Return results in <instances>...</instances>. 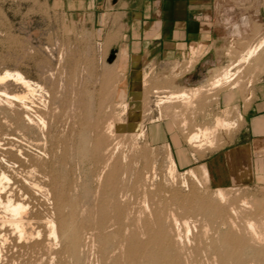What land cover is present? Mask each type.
<instances>
[{"label": "rangeland", "instance_id": "rangeland-1", "mask_svg": "<svg viewBox=\"0 0 264 264\" xmlns=\"http://www.w3.org/2000/svg\"><path fill=\"white\" fill-rule=\"evenodd\" d=\"M126 2L0 0V75L18 72L41 88L27 94L15 81L0 82L1 195L26 206L22 235L11 232L12 216L0 207V264H128L126 251L158 222L180 264H264V247L248 229L263 232L264 179L227 185L202 173L245 127L238 107H217L218 96L233 84L246 107L264 71V48L231 83H208L261 37L226 40L218 68L191 79L195 58L157 67L127 51L113 6ZM180 92L188 97L166 101ZM2 94L24 95L30 110ZM215 118L229 128L213 131Z\"/></svg>", "mask_w": 264, "mask_h": 264}, {"label": "crops", "instance_id": "crops-1", "mask_svg": "<svg viewBox=\"0 0 264 264\" xmlns=\"http://www.w3.org/2000/svg\"><path fill=\"white\" fill-rule=\"evenodd\" d=\"M126 4V8L113 6L121 14L127 51L143 61L150 58L157 67L195 58L188 73L195 80L218 68L217 50L226 40L255 36L256 41L264 36V0H127ZM250 94L246 107L235 88L218 96L217 107H238L245 127L235 146L204 164L216 183L244 185L264 179V71Z\"/></svg>", "mask_w": 264, "mask_h": 264}, {"label": "bare ground", "instance_id": "bare-ground-1", "mask_svg": "<svg viewBox=\"0 0 264 264\" xmlns=\"http://www.w3.org/2000/svg\"><path fill=\"white\" fill-rule=\"evenodd\" d=\"M257 42V41H256ZM262 48H264V36H262L257 43H254V44H250L249 46H247L245 49L242 50L241 54L238 56V58L230 63L227 67H225L220 73L219 75L215 76V78H213L209 83H208V86L211 88V89H214V88H218L222 85H225V84H229L231 83L234 78L237 76V74L240 72L241 68L238 67L239 65H242V64H245L247 62H249L254 56H257V54L262 50ZM194 49V48H193ZM192 49V50H193ZM125 52L122 51V54L120 56V65L123 64V62L125 61ZM193 55V54H192ZM237 67V68H236ZM8 80H12V81H15L17 82V84L19 85H22L23 88H25L27 94L28 93H34L35 92V89L34 87L38 88V89H41L40 87L38 86H33L32 83H30L29 81L25 80L23 78V76L18 73V72H8V71H5L4 74L0 75V82H3V81H8ZM234 88L233 84L231 85V89ZM25 92V91H23ZM120 92V90H119ZM5 98H10V99H13V100H16V101H20L22 104H23V109L26 110V111H29L30 109H28L26 107V105L24 104V99H25V96H8V95H5V94H2ZM118 95V94H117ZM124 96V95H123ZM188 97V95L186 93H183V92H180L178 94H170L169 96L165 97L166 101L168 102V100H171V99H186ZM117 99V97H116ZM119 101V100H118ZM124 101V100H123ZM165 102V101H164ZM163 102L160 101V104H162ZM121 104V103H120ZM124 105H126V103H124ZM123 105V106H124ZM159 105V104H158ZM127 108V107H125ZM221 118V117H220ZM220 118H215L214 122H213V127H212V130H222L224 129L225 127H228L229 128V124L223 120V119H220ZM27 120L28 117H27ZM30 121V120H29ZM42 123V122H41ZM43 124V123H42ZM108 124V123H107ZM112 124V123H111ZM110 124V125H111ZM110 125L108 124L107 127L105 128L106 129V132H108V130L110 129ZM232 125V124H231ZM234 126V125H233ZM232 127V126H231ZM104 128V127H103ZM198 132V131H197ZM205 129L204 131H200L199 134L197 133H193V134H190V136L188 137V142H194L196 140H199L200 137H204L205 135H207L205 133ZM208 143V142H207ZM83 144V143H82ZM85 144V143H84ZM97 144V143H96ZM205 144V143H204ZM210 144V143H209ZM201 145V144H200ZM208 145V144H207ZM212 145V144H211ZM97 146V145H96ZM194 147V146H193ZM196 147V146H195ZM198 147V146H197ZM95 148V147H94ZM98 148V147H97ZM85 149V148H84ZM109 150V149H108ZM98 151V150H97ZM87 153V152H86ZM108 158V157H107ZM110 160V159H109ZM172 163V161H171ZM104 168V167H103ZM115 171V170H114ZM202 173L207 176L209 178V175L208 174V170L207 168L204 166L202 167ZM191 172V171H190ZM191 174V173H190ZM219 174V173H218ZM192 175V174H191ZM117 172L115 173H112V175H110L109 177V184L112 185L114 183V181H110V179L112 180H115L117 178ZM211 178V177H210ZM209 178V179H210ZM213 181L214 178H212ZM222 179V178H221ZM7 180L6 177L2 174H0V186L2 185V181H5ZM208 181V180H207ZM212 181V180H211ZM212 181V182H213ZM215 183V182H213ZM3 189V188H2ZM36 189V188H35ZM118 189V188H117ZM120 191V190H119ZM1 187H0V207L3 208L4 212L10 214L12 216V218L8 221V226L13 229H11V232L12 230H17V233H19L20 235L24 234L22 233L23 230L25 228H23V220H21V215L25 212L26 210V206L25 205H22L20 204V202H14L12 203L11 200L12 199H6L4 198L1 193ZM2 194V195H1ZM215 194V193H214ZM148 195V194H147ZM112 196V195H111ZM217 197V200L219 201H223L224 199V193H223V190L217 188V191H216V195ZM6 197V196H5ZM8 197V196H7ZM192 197V196H191ZM12 198V197H10ZM195 198V197H194ZM200 199V197H199ZM14 200V199H13ZM202 200V199H201ZM15 201V200H14ZM193 201V200H192ZM173 202V201H172ZM211 202V201H210ZM213 202V201H212ZM182 203V202H181ZM201 203V202H200ZM175 204V203H174ZM222 204V203H220ZM192 205V204H191ZM244 205V204H243ZM249 205V204H248ZM219 206V205H218ZM180 207V206H179ZM205 207V206H204ZM245 208V207H244ZM258 208V207H257ZM183 209V208H182ZM181 209V210H182ZM195 209V208H194ZM203 209V208H202ZM186 210V209H185ZM264 211V209H262ZM261 210V211H262ZM155 211V210H154ZM193 211V210H192ZM199 211V210H198ZM219 211V210H218ZM169 212V210H168ZM198 213V212H197ZM205 213V212H204ZM264 213V212H263ZM152 214V213H151ZM175 214V213H174ZM257 214V213H256ZM8 215V216H10ZM132 215V214H131ZM156 215V214H155ZM168 215V214H167ZM210 215V214H209ZM216 215V213H215ZM178 216V215H177ZM181 216V215H180ZM198 216V215H197ZM153 217V216H152ZM175 217V216H174ZM264 217V216H263ZM10 218V217H9ZM178 218V217H177ZM180 218V217H179ZM25 219V218H24ZM31 220V219H29ZM27 221V220H26ZM125 221V220H124ZM172 221L175 222V218H172ZM155 222V221H153ZM177 222V221H176ZM223 222V221H222ZM261 226H262V234L260 235L258 232H255L254 231V228H253V225L252 224H248V229L250 230L251 234L257 239L256 241L260 244H262V246L264 247V218L263 220L261 221ZM47 231H48V234H49V237L52 238L53 240L56 239V233H55V224L53 222V220H48L47 222ZM195 223V222H194ZM6 224V223H5ZM29 224V223H28ZM64 224V223H62ZM152 224V223H150ZM171 224V223H170ZM2 225V224H1ZM46 225V224H45ZM69 225V223H68ZM141 225V224H140ZM144 225H146L144 223ZM156 228L154 229H150L149 226L148 228H146L145 230V238L146 240L145 241H137L139 243H135L133 246H131L126 252H128L126 255H127V262L128 264H141L139 262H135L136 259H137V256L140 255L141 258L144 257L145 261H142V263L144 264H180L179 262H177L173 257L172 255L170 254V251H169V239L171 240V238H167V235L166 233L164 232V230L162 229V225L161 223H156ZM177 225V224H175ZM65 226V225H64ZM153 226V224H152ZM155 226V225H154ZM212 226V225H211ZM232 226V225H231ZM25 227V226H24ZM61 227V226H60ZM68 227V226H67ZM151 227V226H150ZM8 228V227H7ZM145 228V227H144ZM204 228V227H203ZM1 229V228H0ZM205 229V228H204ZM10 230V229H9ZM168 230V229H167ZM177 230V229H176ZM211 230V229H210ZM214 230V229H213ZM3 232V230H1ZM144 231V230H143ZM230 231V230H229ZM178 232V231H176ZM226 232V231H225ZM16 233V232H15ZM2 234V233H1ZM18 234V235H19ZM47 234V235H48ZM228 234V233H227ZM188 235V234H187ZM224 235V234H223ZM230 235V234H229ZM260 235V236H259ZM1 236V235H0ZM228 236V235H227ZM2 237V236H1ZM4 237V236H3ZM21 237V236H20ZM19 237V238H20ZM75 237V236H74ZM128 237V236H127ZM169 237V236H168ZM177 237V236H176ZM204 237V236H203ZM226 237V236H225ZM70 238V237H69ZM136 238V237H135ZM141 238V237H140ZM175 238V237H173ZM172 238V243H178L177 240L173 239ZM205 239V238H204ZM76 240V239H74ZM235 240V238H234ZM3 242V240H1ZM0 241V242H1ZM71 241V240H70ZM179 241V240H178ZM207 241V240H206ZM239 241V240H238ZM76 242V241H75ZM171 242V241H170ZM233 242V241H232ZM107 243V242H106ZM130 243V242H129ZM218 243V242H217ZM235 243V242H234ZM239 243V242H238ZM47 244V243H46ZM71 244V243H70ZM215 244V243H214ZM213 244V245H214ZM231 244V243H230ZM3 245V244H2ZM84 245V244H83ZM86 245V244H85ZM131 245V244H130ZM129 245V246H130ZM180 245V244H179ZM205 245V244H204ZM236 245V244H235ZM234 245V247H235ZM1 246V245H0ZM173 246V245H172ZM176 246V245H174ZM206 247V246H204ZM232 247V246H231ZM88 248V247H87ZM207 248V247H206ZM211 248V247H210ZM220 248V246H219ZM238 248V247H237ZM118 249V248H117ZM200 249V248H199ZM241 249V248H240ZM239 249V250H240ZM264 249V248H263ZM73 250V249H72ZM71 250V251H72ZM222 250V249H221ZM238 250V251H239ZM262 250V249H261ZM260 250V251H261ZM118 251V250H117ZM201 251V250H200ZM259 251V249H258ZM125 252V253H126ZM262 252V251H261ZM260 252V254H261ZM122 254V253H121ZM211 254V253H210ZM264 254V252H263ZM237 256V254H236ZM235 256V257H236ZM261 256V255H260ZM259 256V257H260ZM264 256V255H262ZM234 257V258H235ZM224 258V257H223ZM258 258V257H256ZM139 259V258H138ZM220 259V258H219ZM237 259V257L235 258ZM263 259V258H262ZM261 259V260H262ZM143 260V259H142ZM178 260V259H177ZM215 261V260H214ZM233 261V260H232ZM110 262V261H109ZM108 263V262H107ZM119 263V262H118ZM236 263V262H235ZM116 264V263H115ZM263 264V263H262Z\"/></svg>", "mask_w": 264, "mask_h": 264}]
</instances>
